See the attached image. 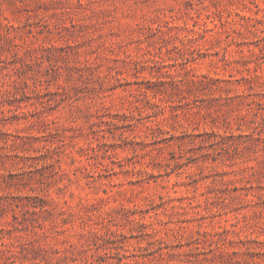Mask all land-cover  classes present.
Here are the masks:
<instances>
[{"label": "rangeland", "instance_id": "1", "mask_svg": "<svg viewBox=\"0 0 264 264\" xmlns=\"http://www.w3.org/2000/svg\"><path fill=\"white\" fill-rule=\"evenodd\" d=\"M0 264H264V0H0Z\"/></svg>", "mask_w": 264, "mask_h": 264}]
</instances>
